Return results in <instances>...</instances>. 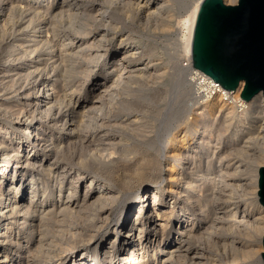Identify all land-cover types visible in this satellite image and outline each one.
Returning a JSON list of instances; mask_svg holds the SVG:
<instances>
[{
  "label": "bare ground",
  "instance_id": "bare-ground-1",
  "mask_svg": "<svg viewBox=\"0 0 264 264\" xmlns=\"http://www.w3.org/2000/svg\"><path fill=\"white\" fill-rule=\"evenodd\" d=\"M22 1L27 2H22L28 7L27 10L31 8L34 10L32 12L41 15L54 0ZM59 1L60 11L48 16V19L51 17L49 26L48 22L41 20L31 26V18L29 22V19L23 21L17 38L3 47L4 53L0 60V94L19 76L25 80L23 85L19 84L20 88L15 90L13 96L7 98L0 95V117L9 116L6 122H0V188L3 184L1 179H7L6 188L0 190V264H34L38 261L43 264H185L189 260L190 264H222L214 248L220 237L230 239L233 230L231 221L234 214L229 209L231 195L227 187L228 180L236 177L238 170L237 162L231 168L232 158L228 157L231 152L241 153L250 132L259 129L254 120L248 129H244V124L248 123V113L255 108L262 114L261 121L264 119V96L258 93L252 100L245 101L246 109L240 112L234 106L222 104L217 96L203 103L201 111H196L194 117L187 119L183 115L182 102L186 101L183 99L187 97L194 102L198 98L197 91L186 89L192 82L181 66H173L171 88L164 90L161 97L155 95L154 100L153 96H143L142 90L130 89L132 82L143 78V70L147 68L127 66L124 60L132 57L135 49L126 50L122 58H118L116 53L109 54L110 66H105L106 62L104 66L101 64L115 38L112 14L107 13L114 0H94L101 10L96 19L91 18L84 7L83 12H72L70 8L76 6L77 0ZM201 1H193L179 22L186 66H192L191 40ZM148 3L147 0L144 2L145 7ZM160 7L149 12L146 18ZM62 8L65 10L61 11ZM63 13L66 17L64 20ZM98 25H104L105 28L98 29ZM61 27L69 32L74 31V35L80 38L74 40L68 33L61 35ZM127 45L125 40H121L118 47ZM84 51L87 52L86 59L79 66L77 60ZM20 54L24 60L17 63ZM98 65L100 72L97 71ZM159 76L156 75V78ZM140 83L145 84L143 81ZM82 89L86 91L84 99L80 97ZM241 90L242 83L233 92L238 94ZM160 103H163L162 107ZM133 107L145 111L154 109L159 126L152 143L146 147V152L138 148L139 151L121 149L125 157L122 163L119 160L106 162L109 164L102 162L98 153L107 149L105 141L116 139L122 142L120 137L104 139L101 135L108 114L115 108L118 113L131 115L135 112L132 111ZM112 115L115 117L117 112ZM216 126L221 128L213 140L212 129ZM228 129L231 131L224 135ZM188 130H193V137H188ZM222 138L226 139L223 153L216 151V145ZM77 139H80L79 142H76ZM70 141L77 144V148H70L71 152L62 145L68 147ZM114 144L110 146L113 145V148ZM257 147L256 167L249 184V192L256 202L257 242L243 250V256L250 259V264H262L264 207L257 200V170L263 164L264 133L258 137ZM116 170L123 171L122 180L116 178L117 174L114 175ZM86 171L91 176L86 179L85 185L76 187V184L82 183ZM97 176H104L106 181L115 183L117 190L104 179L105 182L97 180ZM68 179H73V183L66 184ZM146 179L154 186L141 185ZM47 190L51 191L53 197L38 198L32 207L36 193L39 192L38 197H41ZM78 190L83 194L79 195ZM134 193L138 194L137 199ZM161 193L165 197L170 193L171 199L175 201L171 200L168 205ZM134 200L139 202L137 209L132 207ZM55 210L67 215L75 212L76 219L80 217L76 214L80 215L85 210L84 226L93 227L102 222L97 232L100 233L102 229L104 232L95 241L93 233L88 236L84 231L87 238L67 239L66 245L63 247L65 242L59 244L62 247L53 253L56 251L52 250L56 245L53 234L56 233H50L48 227L51 224L48 226V222L53 212L57 214ZM23 219L26 221L23 222ZM66 219H62L63 223ZM62 221H59L61 225ZM49 234L53 240L44 241L41 245L38 240ZM14 238L15 241L12 240ZM225 239L222 240L227 241ZM232 239L231 236L228 243L233 252L232 261H236ZM201 241H204V252L198 247Z\"/></svg>",
  "mask_w": 264,
  "mask_h": 264
},
{
  "label": "rangeland",
  "instance_id": "rangeland-1",
  "mask_svg": "<svg viewBox=\"0 0 264 264\" xmlns=\"http://www.w3.org/2000/svg\"><path fill=\"white\" fill-rule=\"evenodd\" d=\"M5 1H7V2H5ZM145 1L146 0H139V1L138 0H132V1L127 0V2H125L124 0H121V1L114 0L113 3L111 4V7L107 9L108 10L107 13L109 14V12H111V14H112V23H113V27H114L113 30H114L115 38L113 39L112 44L110 43L111 45L106 52L105 57L106 56L107 57L103 58L104 63L102 62L101 64L104 66V64L106 62L105 66H110V62H109L110 55L116 53L118 58H122V55L126 50L135 49L134 51H132V52H134V55L132 57L129 56L128 59L125 58V60H124L127 63V66H132V68H135V69H136V67L139 68L140 66H147V68L143 70L145 72V74H143V78H141V77L137 78L139 83L137 82V80H136V83L132 82L130 84V89L142 90L141 94L143 96H146V97L153 96L154 100H155V95H157V97H161L164 90L166 91V90H169V88H171V80L172 79L170 77H172V74L174 73L173 72L174 71L173 66H183L186 63V61L184 60L185 58H184L183 47H182L183 42L181 39V25L179 22H180V19H183L185 17L188 10L193 5V1H195V0H147L149 3H148V5H146V7L144 4ZM223 1L225 2L226 0H223ZM227 1H228L227 3L225 2L226 4H229V5L236 4V2H232V0H227ZM9 2H11V3H9ZM22 2L27 4L26 1H22V0H4V1L0 0V6H1V8H0V14H1L0 15V18H1L0 22H1V25L3 26V28H1L2 26L0 25V60H1V57L3 56V53H4L3 47H5L8 43H10L15 38H17V35L21 31L20 24L23 21H27L29 19L28 20V22H29L30 18H31V22H32L31 26L35 25L36 22H39L40 20L43 22H48V26H49L50 25L49 21H51V19H50L51 17H49V19H48V16H50L51 13H52V16L54 14H56L55 11H58L60 8V5H61L59 3L60 2L59 0H56V1L54 0L52 2V4L49 5L50 7L48 6L46 8L45 11L48 10L47 12L44 11L45 12V13L43 12L44 14L41 13V15L40 14L38 15L35 12H32L33 9L30 10L31 8H29V10H27L28 7ZM119 2H121V3L118 4ZM12 3H13V5H11ZM8 4H9V6H8ZM23 5H25V6H23ZM158 6H161L160 9H157L155 12H153V14H151L150 16H148V18H146V15L149 12H151L153 9H156ZM5 7H6V9H5ZM24 7H25V10H24ZM83 7H84V9H86V13H88V15L90 14L89 16L91 18H93V17H94V19L98 18L97 14L101 10H99L100 6L96 5L94 0H77L76 6L75 5H74V7L71 6L72 9L70 8V10L72 12H83L82 11ZM95 7H96V9H95ZM64 8H62L63 10H61V11H64L65 10ZM103 9H105V7ZM89 11L91 13L92 12L93 13L91 14ZM53 12H55V13H53ZM143 12H145V14H143ZM58 13L59 12H57V14ZM16 14H17V17H16ZM6 15L7 16L9 15L10 17L9 16L6 17ZM28 15H30V16H28ZM26 16L29 18H27ZM34 16H35V18H34ZM3 17H4V19H2ZM65 18H66L65 14L63 13L62 19L64 20ZM44 19H45V21H44ZM4 20H5V22H4ZM63 22H65V21H63ZM89 23H90V25L93 24V22L91 20L89 21ZM8 25H11L13 27L8 26ZM79 25L80 24H78V26ZM97 27H98V29H104L105 28L104 25L103 26L98 25ZM10 28H11V30H10ZM75 28L78 29V27L76 25H75ZM98 29L93 30L92 32L95 33ZM61 32H60L61 35H63L64 33H68V36L70 35L69 37H73L74 40H78V38H80L79 35H77V34L74 35V33H75L74 31L71 30L69 32V30H67V29L65 30L64 27H61ZM61 35H60V37H61ZM50 36H51V32L49 31V37ZM87 37H89V36H87ZM121 40H125L126 43H128L127 46H124L125 48L124 47H120V48L118 47ZM86 53L87 52L84 51L82 56L77 60L79 63V66H81L83 64V62L85 61L84 59H86V56H85ZM144 53H145V55H144ZM139 55H142V56H139ZM17 57H18V60L16 62L22 63V61L24 60V58H22V57H24V56L20 54ZM98 66L99 67L97 68V71L100 72V70H99L100 65H98ZM150 66H153V67L150 68ZM151 74L153 75V76H151L152 78L147 79L149 77V75H151ZM158 74H160V76H159L160 78H156V75H158ZM139 80L145 82V84H141L140 83L141 81H139ZM24 81H25L24 77L19 76L17 79L10 82L9 85L7 86V89H5L0 95H3V97H7V98L13 96L15 90L17 88H20L19 84L21 85L22 83H25ZM9 86L11 88H9ZM84 89H85V86H84ZM84 89H82L83 94H81V96H80L83 99L85 98V93H86V91H84ZM186 89L191 90V91H196V88L192 84H190V86H188ZM143 98L144 97H142L140 99H143ZM183 100H186V101L182 102V104L184 103L183 115H184V117L186 116L187 119L194 117L193 114L196 111H201V105L203 104V102H201L199 99H198V101L196 100L193 102L190 99H188L187 97H185ZM153 102L154 101L152 100L151 103H153ZM162 105H163V103H160L161 107H162ZM133 108H132V111L133 112L135 111V112L131 115H128V114L124 115L122 113H118V111L115 108H112L111 113L108 114L109 115L108 120L104 123V125H106V126L103 129V132H102L103 134H101V135L105 137L104 139H107V138L112 137V136L120 137L122 142L120 143V141L116 140V139H115V141H113V140L112 141H108V140L105 141L108 144L107 146H105V147H107V149L104 147L106 150L98 153V156H100L102 160L99 157H97L102 162L106 163V162H111V161H115V160H119L120 162L121 161L123 162L125 160V157L123 154H121L122 153L121 149H125V148L128 149L129 148L130 150L134 149V151L139 149V150H142V152H146V149H147L146 147L152 143L155 132L157 130V127L159 126V120H157L158 117L156 116V114L153 113L154 112V109H152L153 107L151 108L153 111L152 110L145 111L139 107H138L139 109L136 107H133ZM138 110H140V111H138ZM106 111H108V110H106ZM116 112H117V115L115 117H113L112 114H116ZM110 116H111V118H110ZM133 118L135 120H133ZM261 118H262V114L259 113L256 108L252 112L248 113V120H247L248 123L244 124V126H245L244 129H248L250 122L253 120H254L256 127L259 125V129H253V131L250 132V134H249L250 136L248 135V139H246V142L243 144V148H242L241 153L238 154L236 152H231L232 153L231 156L228 157V158H232L230 161L232 169L234 168L233 165H235V162H237V166H238L236 177L235 176L231 177V179L228 180L229 187H227L228 193L231 195V199H229V205L231 204V206L229 207V209L234 214L232 216L233 218L231 221L232 222V229H233L231 236L233 237L232 240H233V248H234V256H235L234 258H236V261H232L233 260V252L231 251V248H230L229 243H228L229 241H231V236L229 237L230 239H225V238L220 237V240L222 242L220 243V240H219V243L216 244V247L214 248V250H215L214 253L219 256V257H217V259L221 260L222 264H247V263H249L250 259L244 258L243 252L245 251V249L250 248L251 247L250 245L252 243L257 242V234H256V229H255L257 226V222H258V220L256 219L257 215H256V210H255L256 202L253 200V197H252L251 193L249 192L250 191L249 190L250 189L249 184L251 183V178H252L251 176L253 174V170L256 167L255 159H256L257 154H258V147H257L258 137L264 133V132H262V131H264V119H262V121H261ZM0 119H1V117H0ZM8 119H9V116L3 117L0 120V122H6ZM216 128L212 129V132H214L213 140H214V137L218 134V129H220L221 127L216 126ZM231 129H233V128L231 127ZM231 129H228V131H226L224 133V135H226L228 132H230ZM256 130L258 131V133ZM192 132H193V130H191V131L188 130V137H193V135L191 136ZM257 134H258V137H257ZM79 140L80 139H77L76 142H79ZM225 140H226L225 138H222L220 140V142L216 145L217 146L216 151L223 153V151L225 150V145H224ZM73 141H75V140H73ZM73 141H70V144L68 147L66 146V144L65 145L62 144V145L64 147H66L65 149H67V151H70L71 150L70 148H73V149H75L74 147L77 148V144ZM72 142H73V144H71ZM113 143H116V144H114L115 146L112 148L113 145L112 146H110V145ZM135 145H137L136 148H132V147H135ZM64 147H62L63 150H64ZM102 149H103V147H102ZM7 151H10V150L7 149ZM83 151H85L84 148H83ZM120 155H122V156H120ZM212 159H214V157H212ZM214 161H216V160L214 159ZM106 164H109V163H106ZM203 165H204V163H203ZM121 169H123L122 166H121ZM117 172L118 171L116 170L114 175L117 174L116 178H120L122 180L123 171L121 172V170H120L118 173ZM84 173L85 174L83 176L85 178L82 179L81 184L80 183L76 184V187H79V185H81V186L85 185L86 179L91 176L90 175L91 173L88 171H86ZM120 173H121V175H120ZM230 173H232V170ZM96 178H97V180H103L104 179L106 181L104 176H99V177L97 176ZM1 180L3 181V184L1 185L2 187L0 188V190H3V188H6L5 184H7V179L6 180L1 179ZM146 180H144V182L141 185H147L148 184V186H154V184L152 182H150L149 180H147V181ZM106 182L108 185H110V187L114 188L115 191L117 190L115 187V183H111L108 181H106ZM67 183H73V179L72 180L68 179L66 181V184ZM24 189L27 190V188H24ZM80 190H83V188L81 189V187H80ZM38 193H36V197H34L35 200L32 203V207L35 206V203H37L38 198H40L39 200H41V199H45V198L48 199V198L53 197L52 194H50L51 193L50 190H47L45 192V195L44 196L41 195V197H38L39 196ZM78 193H79V195L83 194L79 190H78ZM48 195H51V196L48 197ZM119 195L121 196L122 194L120 193ZM163 195L164 194L161 193V196H163ZM166 195H167L166 197L164 195V199L166 200V203H168V205L171 204V200H172V202L175 201L174 199H171L170 193H167ZM133 196H134V198L136 196V199H137L138 194L134 193ZM172 197H174V195H172ZM137 204L139 205V202H137V200H134L132 207L133 208L136 207V209H137ZM55 211H57V214L52 211L54 214H51L52 216L50 217V220L48 222V226L50 224L53 225V226L50 225L48 228L50 230V233H52V231H53V233L54 232L56 233L55 235L52 233L53 236H55V237L53 238V236H51V234H49L45 237H41V239H39V240H38V238H36V242H35V243H37V240H38L39 243H41V245H42V242H44V241H45L44 243H46L47 240H49V239H52V238L55 239L56 241H54L52 239L53 242H55V244H56L55 246L52 247V250L53 249L56 250L54 252L51 251L53 253L57 252V250L59 251V247L60 248L62 247L60 245H63L65 241L68 242L71 239H79L78 237H80L81 239H84L87 235L90 236L92 233L95 237L94 240L96 241V239H99V237H101L100 233L104 232L103 229L100 231V233L97 232L99 226L102 225V222H100L101 224L100 223L95 224V226H93V227L88 226L86 228L84 226L85 225L84 224L85 223V221H84L85 210H84V212L82 211L83 215L81 213H80V215L76 214L77 216H80V217H78V219H76V216H74L75 212H73L70 215L69 214L67 215V213H61L58 210H55ZM144 213H145V211H144ZM59 214L60 215L63 214L64 216H60ZM54 215H59V216L54 217ZM61 218L62 219L68 218V219H66L65 223H63L64 220L62 221ZM69 218H71V219L69 220ZM58 219L60 222L62 221L63 226L58 221ZM68 220H69V222H68ZM119 220L122 221V218H120ZM25 221H26V219H23V222H25ZM53 222H54V224H53ZM59 223H60V227H59ZM74 223L75 224L77 223L76 224L77 227ZM55 224L58 226H56ZM65 225H66V227H65ZM235 225H237V226H235ZM54 226H56L55 227L56 230L54 229ZM52 227L54 230L51 229ZM58 228H60V229H58ZM61 228L64 230L66 228V230L62 231ZM90 228H92V230ZM57 230L60 232H57ZM84 231L88 234L86 235V233ZM64 232H65V234H64ZM66 232L67 233L69 232L71 235L69 233L67 234ZM58 233H59V236H57ZM60 233H62V234H60ZM89 233H91V234H89ZM74 237H76V238H74ZM67 239H69V240H67ZM222 239L223 240L225 239L227 241H223ZM12 240L15 241V238ZM82 241H84V240H82ZM61 242H62V244H61ZM66 242L63 245V247L66 245ZM223 242L225 244L224 246H222ZM80 243L84 244L86 242H84V243L80 242ZM201 243L202 244H198V247L201 249L200 251L204 252L206 250V249L204 250V248H205L204 247L205 245L203 244L204 241H201ZM200 245H202V246H200ZM77 253H79V251H77ZM229 253H230V257H228ZM38 255H40V254L38 253ZM189 261H191V260H189ZM189 261H187L185 264H190ZM7 262H8V260H7ZM34 264H43V263L38 261ZM64 264H66V263H64Z\"/></svg>",
  "mask_w": 264,
  "mask_h": 264
},
{
  "label": "water",
  "instance_id": "water-1",
  "mask_svg": "<svg viewBox=\"0 0 264 264\" xmlns=\"http://www.w3.org/2000/svg\"><path fill=\"white\" fill-rule=\"evenodd\" d=\"M191 64L227 91L242 83L240 98L264 96V0H202L192 40ZM257 200L264 207L263 164L257 170ZM264 264V234L261 238Z\"/></svg>",
  "mask_w": 264,
  "mask_h": 264
},
{
  "label": "built area",
  "instance_id": "built-area-1",
  "mask_svg": "<svg viewBox=\"0 0 264 264\" xmlns=\"http://www.w3.org/2000/svg\"><path fill=\"white\" fill-rule=\"evenodd\" d=\"M181 67L185 70L192 85L196 88V96L201 102H209L218 96L222 104L234 106L239 112L246 109L245 101L240 98V93L235 94L233 91L223 89L218 83L207 78L192 66H186L184 64Z\"/></svg>",
  "mask_w": 264,
  "mask_h": 264
}]
</instances>
